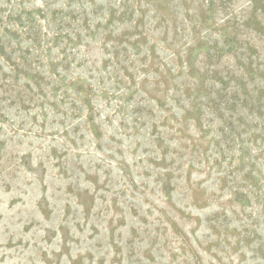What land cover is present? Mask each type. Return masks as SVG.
<instances>
[{"label":"rangeland","instance_id":"374dc122","mask_svg":"<svg viewBox=\"0 0 264 264\" xmlns=\"http://www.w3.org/2000/svg\"><path fill=\"white\" fill-rule=\"evenodd\" d=\"M0 264H264V0H0Z\"/></svg>","mask_w":264,"mask_h":264}]
</instances>
